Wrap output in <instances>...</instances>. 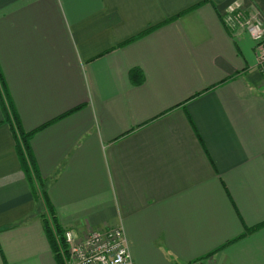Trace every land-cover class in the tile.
<instances>
[{"label": "crops", "instance_id": "0c3cea01", "mask_svg": "<svg viewBox=\"0 0 264 264\" xmlns=\"http://www.w3.org/2000/svg\"><path fill=\"white\" fill-rule=\"evenodd\" d=\"M235 2L264 18V0H0V71L61 226L123 227L135 264H264V63L225 24ZM17 134L0 101V264H58Z\"/></svg>", "mask_w": 264, "mask_h": 264}, {"label": "built area", "instance_id": "2783aa9c", "mask_svg": "<svg viewBox=\"0 0 264 264\" xmlns=\"http://www.w3.org/2000/svg\"><path fill=\"white\" fill-rule=\"evenodd\" d=\"M224 16L227 27L246 32L256 41L257 59L264 63V18L258 10L246 14L241 4L235 2L226 8ZM57 240L64 264H135L121 226L86 230L82 234L65 229L63 238L57 234ZM191 264L210 263L197 260Z\"/></svg>", "mask_w": 264, "mask_h": 264}, {"label": "trees", "instance_id": "16d2710c", "mask_svg": "<svg viewBox=\"0 0 264 264\" xmlns=\"http://www.w3.org/2000/svg\"><path fill=\"white\" fill-rule=\"evenodd\" d=\"M198 5H200V3L184 10L183 12L178 13L175 16H172L171 18H169V19H167V20H165L159 24L153 25L150 28H147L146 30L141 31L140 33L128 38L124 42H121L120 45H124L126 43L131 42V41H134V40L148 34L152 30H154V29H156V28H158V27H160L166 23H170L171 21L176 20L182 14H184L190 10H193ZM135 71H137V70H135ZM134 78H135V81L141 82L142 73L140 71L136 72L134 74ZM0 101H1L3 109H4L5 119L10 121V123H12L14 125L16 134L18 131V134L16 135V138H17L16 139V150H17V154L19 156V160H20L23 172L26 175V177L29 179V181L31 182L34 192H36L37 194L39 193L43 197V200L45 202L46 211L42 214V221L44 224L46 234H47L49 241L51 243L53 252L55 254V258H56L58 264H64V261L58 252L59 251V243L57 240V234L63 238L65 228L63 226H61V224L59 223L58 218H57L56 213H55V210L52 207V205L50 204V202L48 201L47 191H46V182L39 175L37 168H36V165H35V162L33 160V157H32L31 151H30V139L32 137L33 132H26L21 128V124L18 121L17 116H16V114L12 108L13 106L9 101V96H8L6 84H5V81L3 79L1 71H0ZM257 227L258 226L254 227L252 229H255ZM252 229H250V230H252Z\"/></svg>", "mask_w": 264, "mask_h": 264}, {"label": "rangeland", "instance_id": "374dc122", "mask_svg": "<svg viewBox=\"0 0 264 264\" xmlns=\"http://www.w3.org/2000/svg\"><path fill=\"white\" fill-rule=\"evenodd\" d=\"M255 41V40H254ZM255 44H256V41H255ZM55 255V254H54Z\"/></svg>", "mask_w": 264, "mask_h": 264}]
</instances>
